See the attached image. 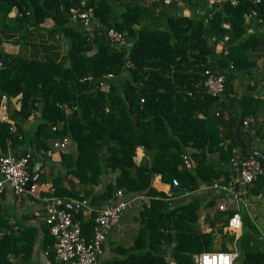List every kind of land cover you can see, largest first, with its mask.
Masks as SVG:
<instances>
[{
  "label": "trees",
  "instance_id": "16d2710c",
  "mask_svg": "<svg viewBox=\"0 0 264 264\" xmlns=\"http://www.w3.org/2000/svg\"><path fill=\"white\" fill-rule=\"evenodd\" d=\"M180 1L189 13H183L177 1L0 0V24L14 7L21 15L18 19L31 24L51 19L54 30L69 42L66 62L0 49V94L7 96V114L14 125L11 129L8 121H0V151L9 146L21 154L31 148L42 169L49 156L41 149L50 148L53 138L69 137L71 147L57 150L58 163L49 161L47 194L59 197L80 220L87 239L94 209L117 188L124 193L163 195L150 186L154 173L163 182L175 176L178 188L195 189L199 183L228 179L234 173L233 158L250 153L263 173L251 181L249 191L264 188V151L252 145L256 140L264 143V99L248 92L236 96L230 85L236 71L254 63L246 58L245 48L252 45L255 33L246 31L252 21L264 25V0ZM72 5L92 8L89 29L70 17ZM251 10L254 15H243ZM109 27L119 31L122 39L110 40ZM206 68L225 76L218 96L204 90ZM247 115L258 119L249 126L252 133L241 127ZM137 146L143 155L136 163ZM186 150L194 161L189 168L181 165ZM105 171H113V179L93 191L92 185ZM68 174L76 178L77 189L65 183ZM46 177L42 170L35 181ZM72 199L78 203L84 199L92 207L87 217L81 207L70 205ZM203 202L211 206L213 199ZM203 202L192 198L169 207L165 200L151 198L140 212L141 226L132 245L116 246L117 255L100 264H169L164 253L171 241L168 253L173 264H194L190 253L213 251L217 232L230 242L234 239L238 264H264V241L253 220L241 215L235 236L227 226L234 210L215 209L211 217L205 215L209 227L205 230L198 224ZM7 214L0 195V264H38L31 259L37 227L23 219L11 222ZM40 229L39 247L48 263L60 264L53 255L54 238L48 226L43 223ZM219 247L229 249L224 241Z\"/></svg>",
  "mask_w": 264,
  "mask_h": 264
},
{
  "label": "built area",
  "instance_id": "2783aa9c",
  "mask_svg": "<svg viewBox=\"0 0 264 264\" xmlns=\"http://www.w3.org/2000/svg\"><path fill=\"white\" fill-rule=\"evenodd\" d=\"M164 3L180 0H162ZM234 2L235 0H231ZM257 2L259 0H252ZM83 4V0H80ZM69 15L72 19H78L84 29H89L92 20L94 19L93 11L90 6L80 8L77 5L69 6ZM245 17L254 15V11L243 13ZM226 25L225 23H222ZM107 37L112 40H121L122 35L113 27L107 29ZM227 38V34L223 35V39ZM1 65V61H0ZM231 66V64H229ZM204 79L202 85L204 90L210 96H218L224 90L225 76L223 73L216 69L206 68L203 71ZM110 76V73H107ZM7 96L4 93L0 94V121H8L10 128L13 129L14 125L12 120L7 114L6 108ZM14 106L18 105L16 97L11 99ZM143 99L140 98V101ZM34 114L38 111L34 110ZM33 116L30 115L28 119ZM258 119L256 116L247 115L241 120V127L243 130H249L251 133L253 127L249 129L250 125H256ZM264 129V124H263ZM70 139L67 135L53 138L50 143V148L47 150L41 149V152L48 154L51 148L66 149ZM31 151L25 150L21 154L13 153L9 146L6 151H0V194L5 190H11L15 194H22L31 192L35 187V181L31 177L30 161ZM235 164L234 173L226 180L215 179L210 183H200L193 190L184 188L183 195H188L193 191H201L208 193L219 194L215 209L225 210L232 208L234 211L228 216L227 226L231 231H235V236L241 225L242 210L245 214L249 197L260 198L261 193L249 192L250 183L253 179L263 173V167L256 157L252 154H247L242 157L233 158ZM194 161L192 160L189 151L182 153V166L185 168L192 167ZM38 172H42L39 168ZM178 185V179L172 176L169 186L175 187ZM43 222L48 226V232L54 238L52 243L54 258L60 264H100V254L102 252V241L105 238L107 228L117 219L120 210L127 205L128 198L121 188H117L113 196L102 205L97 206L94 211L92 232L90 238H85L80 230V220L72 216V213L65 209L63 201L53 195L43 196ZM215 199V198H214ZM215 202V201H214ZM86 201L82 199L80 204H85ZM263 234L260 232V238ZM237 250L235 246L229 247L228 250H213V251H194L191 253V259L194 264H238L236 262Z\"/></svg>",
  "mask_w": 264,
  "mask_h": 264
},
{
  "label": "crops",
  "instance_id": "0c3cea01",
  "mask_svg": "<svg viewBox=\"0 0 264 264\" xmlns=\"http://www.w3.org/2000/svg\"><path fill=\"white\" fill-rule=\"evenodd\" d=\"M177 6H180V8L183 6L182 12L189 13V9L181 1H178ZM197 6L196 8H198ZM114 9L118 11L121 10L116 7H114ZM168 10L170 11V8H168ZM16 14L17 13L14 7H11L7 12L6 18L4 21L2 20V24H0V49L9 53H17L23 57L37 59L52 58L59 62H66L69 44L68 39L63 36L59 30H54L51 19L45 18L44 21L39 24H31L26 20L18 19L21 15ZM158 23L161 24V20H159ZM246 32L255 33L252 45L250 44L245 48L246 58L254 63L248 69L243 67L241 70L235 72V75H233L230 81V85L233 89L232 93L238 96L240 93L248 92L254 97L264 99V25H259L256 21H252L247 27ZM27 123L29 125V122ZM261 146H263V144H261ZM69 147H71V144H68L67 148ZM57 150L58 148H53L48 154L49 161L52 160L55 164L58 163ZM142 155V148L137 146L135 148L133 160L136 163L139 162ZM38 161L41 166V159ZM49 161H46L45 167H42L44 172H46V180L40 182L35 181V187L31 192L15 194L11 190H6L1 195L2 202L11 222L13 219H23L25 223H29L37 227V237L32 248L31 259L38 264H49L43 250L39 247L41 235L40 226L43 224L42 218L44 215L43 196H45L47 191L51 188ZM113 177V171L103 172L100 175V181L97 184L92 185L93 191H100L103 188L104 183L112 180ZM65 183L74 189L78 188L76 178L69 174L66 176ZM150 186L157 191L164 192V194L150 195L145 191L125 193V196L129 201L127 205L120 210L117 219L107 228L105 232V238L101 244L102 252L100 254V263L117 255V251L115 250L116 246L128 248L132 245L133 240L137 236L141 226L140 212L149 204L151 198H161L166 201L169 207H173L179 203H187L192 198H196L203 202L204 200L211 198L210 194H212L215 196L213 204L211 206H206L203 202L199 207L201 214L200 218L204 220L206 215L204 209L207 207H213L219 196V194L216 195L215 193L208 192H203L207 195L206 197L201 194L195 196V193H200L201 191H193L188 195H183V188L170 187L168 182H163L160 179L159 174L155 173L151 177ZM260 193V198H255L254 195L251 197L252 194L249 197L246 215L248 218L253 220L258 230L263 234L262 241H264V211H262L264 208L263 188L260 190ZM71 202L75 203V205H77L76 207H81V213L84 217L88 216L92 208L91 206L87 204H80L76 199H72ZM250 209L253 210L251 211ZM172 244L173 242L171 241L167 246L171 247ZM169 247L166 248V251L168 252L170 250ZM164 257L169 264L174 263L173 258L169 253L165 254Z\"/></svg>",
  "mask_w": 264,
  "mask_h": 264
},
{
  "label": "rangeland",
  "instance_id": "374dc122",
  "mask_svg": "<svg viewBox=\"0 0 264 264\" xmlns=\"http://www.w3.org/2000/svg\"><path fill=\"white\" fill-rule=\"evenodd\" d=\"M117 7V6H116ZM261 144H263V146H261ZM252 145H254V147H256V148H260V149H264V143L262 142V141H257L256 140V142H252ZM51 149H53V148H51ZM264 151V150H263ZM264 189V188H263ZM250 192V191H249ZM251 193V192H250ZM198 194H201V195H203L204 197H206L207 195L206 194H204L203 192H200V193H195V196H198ZM210 197L214 200V198H215V196L214 195H212V194H210ZM247 208H248V206H247ZM213 210H214V208L213 207H207V208H205L204 209V211L206 212V214H208L207 216H212V214H213ZM251 211L253 210V209H250ZM262 211H264V208L262 209ZM240 214L243 216H245V213L242 211V210H240ZM246 217V216H245ZM198 224H199V226L201 227V228H204L205 230L206 229H208L209 227H208V225H207V220L206 219H204V220H202L201 218L199 219V222H198ZM214 228H215V226H214ZM233 234H235L236 232L235 231H231ZM226 237H223V236H221L220 234H219V232H217L216 233V237H215V239H214V241H213V244H212V247L210 248V250H218V249H220V245H221V242L222 241H224V242H226V244H227V246H229L230 248L231 247H233L234 246V239H232V241L230 242L228 239H227V235H225ZM228 240V241H227ZM167 246V245H166ZM167 247H169V246H167ZM168 253V251H165V253L164 254H167ZM192 253V252H191ZM191 253H190V256H191Z\"/></svg>",
  "mask_w": 264,
  "mask_h": 264
},
{
  "label": "water",
  "instance_id": "95a60500",
  "mask_svg": "<svg viewBox=\"0 0 264 264\" xmlns=\"http://www.w3.org/2000/svg\"><path fill=\"white\" fill-rule=\"evenodd\" d=\"M31 161L33 162L31 177L34 179L37 175V170H38V167L40 165V162L38 160H36V156L34 154L31 155ZM70 205H75V204H70Z\"/></svg>",
  "mask_w": 264,
  "mask_h": 264
},
{
  "label": "clouds",
  "instance_id": "9594fccd",
  "mask_svg": "<svg viewBox=\"0 0 264 264\" xmlns=\"http://www.w3.org/2000/svg\"><path fill=\"white\" fill-rule=\"evenodd\" d=\"M50 144V143H49ZM69 144H71V142L69 143ZM10 148V147H9ZM30 150L31 151V155L33 154L32 153V150H31V148H26V150ZM59 149V148H58ZM11 150V149H10ZM49 154V153H48ZM48 154H46V155H48ZM36 160H37V158H36ZM32 162V161H31ZM32 165H33V162H32ZM32 165H31V175H32ZM182 165V164H181ZM180 165V166H181ZM41 166L39 165V167H38V169L40 168ZM43 170V169H42ZM39 172H38V170H37V174H38ZM36 177H37V175H36ZM35 177V178H36ZM35 178H34V181H35ZM170 183V181L168 182V184ZM200 184V183H199ZM178 186V185H177ZM177 186H175V187H177ZM189 190H192V189H189ZM194 190V189H193ZM6 191V190H5ZM4 193V192H3ZM2 193V194H3ZM2 194H0V195H2ZM45 196H49V194H46ZM45 202V201H44ZM71 202V201H70ZM70 204H75V203H73V202H71ZM215 204V203H214ZM72 206H74V205H72ZM213 208H214V210H215V207H214V205H213ZM71 212V211H70ZM44 223V222H43ZM15 227V226H14Z\"/></svg>",
  "mask_w": 264,
  "mask_h": 264
}]
</instances>
